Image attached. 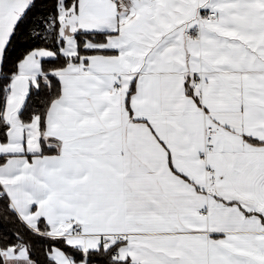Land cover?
<instances>
[{
    "label": "snow or ice",
    "instance_id": "6c2138e0",
    "mask_svg": "<svg viewBox=\"0 0 264 264\" xmlns=\"http://www.w3.org/2000/svg\"><path fill=\"white\" fill-rule=\"evenodd\" d=\"M0 264H264V0H0Z\"/></svg>",
    "mask_w": 264,
    "mask_h": 264
}]
</instances>
